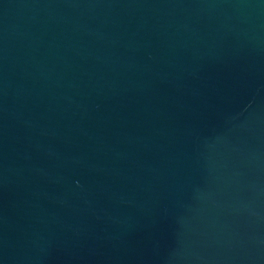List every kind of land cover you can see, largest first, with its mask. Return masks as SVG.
<instances>
[{"label":"water","instance_id":"obj_1","mask_svg":"<svg viewBox=\"0 0 264 264\" xmlns=\"http://www.w3.org/2000/svg\"><path fill=\"white\" fill-rule=\"evenodd\" d=\"M0 264H264V0H0Z\"/></svg>","mask_w":264,"mask_h":264}]
</instances>
